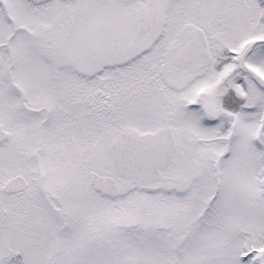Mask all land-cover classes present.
Segmentation results:
<instances>
[{"label": "snow or ice", "instance_id": "6c2138e0", "mask_svg": "<svg viewBox=\"0 0 264 264\" xmlns=\"http://www.w3.org/2000/svg\"><path fill=\"white\" fill-rule=\"evenodd\" d=\"M0 264H264V0H0Z\"/></svg>", "mask_w": 264, "mask_h": 264}]
</instances>
